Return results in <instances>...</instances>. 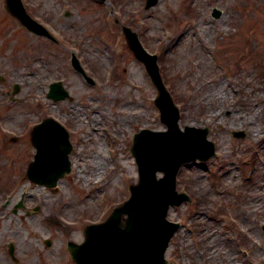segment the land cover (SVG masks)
<instances>
[{"label": "rangeland", "instance_id": "obj_1", "mask_svg": "<svg viewBox=\"0 0 264 264\" xmlns=\"http://www.w3.org/2000/svg\"><path fill=\"white\" fill-rule=\"evenodd\" d=\"M146 1L23 0L55 43L31 33L0 0V264H72L67 241L81 242L84 227L107 218L139 180L134 134L166 129L124 25L158 56L180 126L209 127L217 147L215 157L178 174V190L193 201L169 211L181 228L167 264H264V0ZM72 53L95 84L71 66ZM58 80L70 100L47 97ZM49 116L75 145L73 173L55 193L25 171L35 153L27 133ZM240 130L247 136L233 137ZM22 197L26 208L15 211ZM36 220L39 229L27 228Z\"/></svg>", "mask_w": 264, "mask_h": 264}, {"label": "water", "instance_id": "obj_2", "mask_svg": "<svg viewBox=\"0 0 264 264\" xmlns=\"http://www.w3.org/2000/svg\"><path fill=\"white\" fill-rule=\"evenodd\" d=\"M7 1L9 10L26 27L35 33L49 35L26 12L21 0ZM157 2L148 0L147 7ZM221 14V10L214 9V17L219 18ZM124 31L131 48L146 64L159 89L156 103L169 130L156 132L144 129L135 136L132 153L139 164L140 182L131 187V198L116 207L105 223L89 227L88 239L83 246L70 243L71 255L79 264H165L169 241L180 227V223L167 219L169 207L191 200L186 193L177 192V172L185 162L197 158L207 160L215 154V145L207 139L209 128L186 127L187 132L180 130V113L163 83L157 56L143 48L137 33L129 27H124ZM75 63L77 69L86 75L79 60ZM18 91L19 86H16L15 92ZM48 96L59 101L70 97V94L62 82H57L52 85ZM234 135L241 138L246 134L239 131ZM33 142L38 154L30 165L28 176L39 184L53 187L59 178L71 172L69 153L72 145L68 132L55 120L47 119L35 128ZM158 171H163L165 176L158 179ZM123 215H127L124 221Z\"/></svg>", "mask_w": 264, "mask_h": 264}, {"label": "bare ground", "instance_id": "obj_3", "mask_svg": "<svg viewBox=\"0 0 264 264\" xmlns=\"http://www.w3.org/2000/svg\"><path fill=\"white\" fill-rule=\"evenodd\" d=\"M45 224H47V219L45 218ZM40 225V222H39V220H36V222H34L33 224H26V226H27V228H30V229H39V227L38 226Z\"/></svg>", "mask_w": 264, "mask_h": 264}]
</instances>
